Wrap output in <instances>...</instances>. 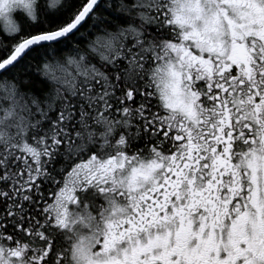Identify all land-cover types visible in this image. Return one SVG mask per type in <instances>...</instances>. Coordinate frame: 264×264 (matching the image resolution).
<instances>
[{"label":"snow or ice","instance_id":"snow-or-ice-1","mask_svg":"<svg viewBox=\"0 0 264 264\" xmlns=\"http://www.w3.org/2000/svg\"><path fill=\"white\" fill-rule=\"evenodd\" d=\"M0 264H264V0H0Z\"/></svg>","mask_w":264,"mask_h":264}]
</instances>
